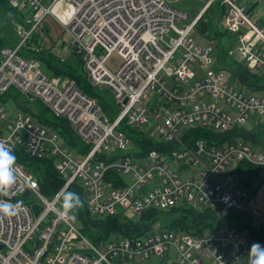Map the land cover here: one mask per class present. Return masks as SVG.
Listing matches in <instances>:
<instances>
[{
  "label": "built area",
  "instance_id": "obj_1",
  "mask_svg": "<svg viewBox=\"0 0 264 264\" xmlns=\"http://www.w3.org/2000/svg\"><path fill=\"white\" fill-rule=\"evenodd\" d=\"M7 1L15 8L23 5L27 15L13 22L19 41L0 46V95L12 88L30 94L65 120L88 147L79 155L57 131L24 111L10 116L0 101V143L31 157L52 156L65 180L47 197L15 161V183L0 190V203H22L16 215L0 214V264H149L151 258L152 264H249L251 244L264 246V211L254 207L253 195L238 183L235 168L245 161L264 170V147L242 139L222 146L196 139L191 146L183 136L196 126L224 132L249 119L264 125V93L242 92L224 69L202 74L200 68L213 64V47L200 46L190 36L218 1L225 8L222 28L235 36L228 54L236 53L250 70H264V23L238 0H200L204 4L185 24L179 22L190 15L164 0ZM49 15L71 37L87 81L113 95V116L73 78L50 76L38 60L20 54ZM112 52L122 59L114 69L107 64ZM123 122L135 127L150 123L145 134L176 147L168 157L156 150L139 157L129 154L131 139L121 128ZM110 168L122 175V185L105 180ZM75 181L83 186L93 215L207 206L218 217L246 213L263 233L251 240L235 224L199 233L160 227L135 237L112 233L95 244L70 214H61L62 193ZM27 190L40 199L35 202L42 206L38 215L34 203L24 200Z\"/></svg>",
  "mask_w": 264,
  "mask_h": 264
},
{
  "label": "trees",
  "instance_id": "obj_2",
  "mask_svg": "<svg viewBox=\"0 0 264 264\" xmlns=\"http://www.w3.org/2000/svg\"><path fill=\"white\" fill-rule=\"evenodd\" d=\"M210 8H214L216 13L213 21L217 23L214 27V38L218 45L216 57L219 65L217 68L228 70L232 82L236 86L238 84L237 87L242 92L264 93V70H250L246 66V63H242L234 58V56L228 54L230 46H233L235 42V36L228 30L219 27V24H221L220 19L225 13L224 6L220 5L217 1ZM15 9L16 8L11 6L7 0H0V21H5L10 17L22 21L26 12H16ZM202 18L196 25L202 21ZM206 23L207 22L202 21L203 26ZM207 25L208 24H206V26ZM6 44L13 45V42L11 40L6 41L3 36H0V46ZM26 54H24V56L36 58V60L39 59L42 69L48 75L68 76L73 78L83 92L98 100L107 115L113 116L115 114L117 105H115V109L111 110L107 102L97 94L96 87L92 86L87 81L86 76L81 70L79 58H77L76 64L65 65V63L52 62L50 59L37 52L28 51ZM10 99L17 102L16 104L18 106L21 105V109L24 112L26 111V113L31 114L49 128L57 131L63 138L64 143L69 148L76 150L79 155L87 152L88 145L76 136L73 129L65 120L54 115L44 104V107L40 108L38 111H34L33 107L30 106L32 105L31 102L33 99H30L17 90L14 92L13 89H9L4 94L0 95V101L3 103ZM121 128L124 130L127 137L131 139V144L129 146L131 149H129L128 152L134 156H145L149 151L156 150L163 156L168 157V154L176 147L174 142L156 140L140 132L137 127L128 125L125 122H123ZM263 130L264 125L262 122L257 124L253 123L252 128L235 126L224 132L196 126L186 129L183 139L191 146L194 145L196 139H203L209 146H222L237 139H242L254 147L259 145L264 147ZM12 151L16 156V161L34 176L41 193L45 196L52 197L63 185L65 180L55 168L52 156L31 157L18 148L12 149ZM119 154V151L117 153L115 152L113 159H117ZM104 155L105 154L100 157L102 158ZM235 174L238 183L242 187L248 189L252 195L264 182L263 168L245 161L238 162L235 168ZM105 180L111 182L114 187L123 184L122 175L114 168L107 170ZM66 190L74 191L79 195L81 201L80 205L70 210L69 214L72 218L74 217V223L80 228L82 233L95 244H102L107 241L112 233H120L126 237L140 236L146 231H151V226L155 221L164 220L165 218L167 222L160 227H166L175 232L199 233L200 230H213L218 227L235 224L236 226L239 225L238 227L244 231H242V233H244L243 235L249 237L251 240H255L259 233H263V229L260 226H255L251 223V219L246 213H235L227 218L218 217L215 210L207 206L201 209H196L191 206H173L166 211L150 208L137 215L135 220L120 213L97 216L91 213L87 204L85 190L79 181L70 184ZM247 228L249 229V233L245 231Z\"/></svg>",
  "mask_w": 264,
  "mask_h": 264
},
{
  "label": "rangeland",
  "instance_id": "obj_3",
  "mask_svg": "<svg viewBox=\"0 0 264 264\" xmlns=\"http://www.w3.org/2000/svg\"><path fill=\"white\" fill-rule=\"evenodd\" d=\"M164 2L173 8L186 11L190 15L189 19L180 21L179 22L180 24L187 23L191 19V17H193L204 4V2L200 0H164ZM16 9H15L16 12L24 11L27 14V10L25 8L20 7ZM215 15L216 13H215L214 8H210L203 15V18H202V21L207 22L206 24L208 25L206 26L205 24L203 26L202 21H201L198 25H196L191 30V33H190V36L193 38L195 43H197L198 45L200 46L210 45L213 47V52L211 55L213 58V64L200 68V71L202 74H205L208 69H213V68L218 69L217 66L219 65L217 62V57H216V53L218 51V45H217L216 39L214 38V27H215V24H217V23H214L213 21L215 19ZM220 22L221 24H219V27L221 28L223 26V20L220 19ZM0 36H3V38L6 41L11 40L13 42V45H15L19 41V39H17L18 35L16 32L15 25L13 24V18L10 17V18H7L5 21H0ZM71 43H72L71 37L66 32H64L63 28L60 26L57 20L53 16L49 15L45 17L41 28L37 29L33 33L32 38L21 47L20 54L24 55L28 51L37 52L43 55L44 57L50 59V61L52 62H60L62 64L65 63V65H72L74 63L76 64L77 55H75V53L72 51ZM233 56L240 62L245 63V61L241 59L236 53H234ZM25 57H28V56H25ZM37 60L40 62L39 59ZM121 61L122 59L119 56V54L117 52H112L109 55L107 64L110 68L114 69L120 64ZM196 66H198V63H194L192 65V69H196ZM254 71H257V70H254ZM12 89L15 92L16 89L15 88H12ZM96 91H97V94H99L101 98L107 102L111 110L115 109V105H116L115 100L109 90L104 89V88H96ZM152 97L153 96L150 95V98ZM16 103L17 102L13 101V99L12 100L10 99L9 101L5 102V108L7 109L8 114L10 116H14L18 112H23V110L21 109V105L18 106ZM31 104L32 105L30 106L33 107L34 111H38L40 108L44 107L43 103L40 100L35 99V98L31 102ZM149 124L150 123L141 124L137 128L139 129L140 132L149 133L151 130V126ZM244 127L252 128L253 127L252 119H249L244 124ZM263 134H264V130H263ZM24 200L28 204H32V203L40 201L38 196H36L35 194L28 195L27 197L24 198ZM117 209H120V207L118 206ZM122 212L123 210H121V213ZM124 215H126L128 218L132 220H135L137 218V215L132 214L129 211L124 212ZM70 219L72 222H75L72 216H70ZM166 222H167L166 218L164 220L155 221L151 226L152 231L159 229L160 226L164 225ZM153 262L154 260L152 258L149 259V264H152Z\"/></svg>",
  "mask_w": 264,
  "mask_h": 264
},
{
  "label": "clouds",
  "instance_id": "obj_4",
  "mask_svg": "<svg viewBox=\"0 0 264 264\" xmlns=\"http://www.w3.org/2000/svg\"><path fill=\"white\" fill-rule=\"evenodd\" d=\"M16 156L10 146L0 143V190H7L15 183ZM21 201L12 203H0V214L14 216L20 208ZM81 203L79 195L74 191L62 193L63 216H68L69 211L75 209ZM74 218V217H73ZM249 264H264V246L259 242L251 244L248 252Z\"/></svg>",
  "mask_w": 264,
  "mask_h": 264
},
{
  "label": "crops",
  "instance_id": "obj_5",
  "mask_svg": "<svg viewBox=\"0 0 264 264\" xmlns=\"http://www.w3.org/2000/svg\"><path fill=\"white\" fill-rule=\"evenodd\" d=\"M246 10L250 12L252 17L256 18L259 22L264 23V0H238ZM24 8V7H21ZM27 15V14H25ZM17 19L13 18V22ZM254 207L258 211H264V182L257 189L252 196Z\"/></svg>",
  "mask_w": 264,
  "mask_h": 264
},
{
  "label": "water",
  "instance_id": "obj_6",
  "mask_svg": "<svg viewBox=\"0 0 264 264\" xmlns=\"http://www.w3.org/2000/svg\"><path fill=\"white\" fill-rule=\"evenodd\" d=\"M29 98H32V96L30 94L27 95ZM30 191L27 190L26 192H24L23 196H27L29 195ZM32 209L34 211V215H38V213L40 212L42 206L40 204L34 203L32 204ZM1 247V246H0Z\"/></svg>",
  "mask_w": 264,
  "mask_h": 264
}]
</instances>
